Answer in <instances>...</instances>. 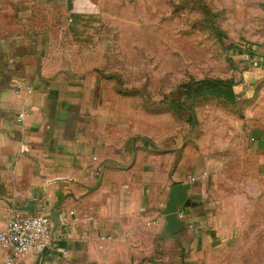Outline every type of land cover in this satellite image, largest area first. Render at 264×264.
<instances>
[{
    "label": "crops",
    "instance_id": "0c3cea01",
    "mask_svg": "<svg viewBox=\"0 0 264 264\" xmlns=\"http://www.w3.org/2000/svg\"><path fill=\"white\" fill-rule=\"evenodd\" d=\"M13 3L0 25V228L12 209L55 213L58 225L49 247L9 263L0 249V264H197L230 231L217 161L200 144L142 137L97 61L103 47L74 42L69 15L50 20L33 0L17 2L14 26ZM249 50L264 55V45ZM236 64L242 95L264 87V59ZM176 183L195 205L178 207L174 237L161 212Z\"/></svg>",
    "mask_w": 264,
    "mask_h": 264
},
{
    "label": "rangeland",
    "instance_id": "374dc122",
    "mask_svg": "<svg viewBox=\"0 0 264 264\" xmlns=\"http://www.w3.org/2000/svg\"><path fill=\"white\" fill-rule=\"evenodd\" d=\"M25 1L14 0V26ZM33 1L50 20L67 13L74 42L103 47L97 61L124 97L127 125L145 138L203 145L217 161L230 231L197 264H264V87L242 95L236 64L242 49L264 45V0ZM6 10L0 0V25L11 24ZM206 79L233 83L234 97L190 100L186 86Z\"/></svg>",
    "mask_w": 264,
    "mask_h": 264
},
{
    "label": "built area",
    "instance_id": "2783aa9c",
    "mask_svg": "<svg viewBox=\"0 0 264 264\" xmlns=\"http://www.w3.org/2000/svg\"><path fill=\"white\" fill-rule=\"evenodd\" d=\"M241 63L250 68L259 66L264 59V55L249 49H242L240 52ZM17 90L22 89L18 84ZM26 91H30V87H24ZM22 113H18L20 119ZM206 172L189 176L190 181H196L201 176H205ZM52 218L44 212L35 214H21L20 211L12 209L9 213L4 227L0 228V249H10L11 260L19 259L22 255L30 252H39L49 247L51 241Z\"/></svg>",
    "mask_w": 264,
    "mask_h": 264
},
{
    "label": "water",
    "instance_id": "95a60500",
    "mask_svg": "<svg viewBox=\"0 0 264 264\" xmlns=\"http://www.w3.org/2000/svg\"><path fill=\"white\" fill-rule=\"evenodd\" d=\"M67 7L69 9L71 8L70 2H68ZM188 187V184L176 183L172 185L169 190L167 202L161 212L166 221L165 230L163 231L165 234L170 233L172 236L176 237V233L183 229V222L178 216L179 206L195 205L186 194ZM51 216L53 219L52 230H55L58 225V217L55 213H51Z\"/></svg>",
    "mask_w": 264,
    "mask_h": 264
},
{
    "label": "trees",
    "instance_id": "16d2710c",
    "mask_svg": "<svg viewBox=\"0 0 264 264\" xmlns=\"http://www.w3.org/2000/svg\"><path fill=\"white\" fill-rule=\"evenodd\" d=\"M220 83L227 85V89H224ZM233 83L228 81H220V80H210L206 79L204 81H199L194 84H189L186 86V93L190 100H196L200 96L208 95V94H215L221 95L225 94L230 98L234 97V91L231 87Z\"/></svg>",
    "mask_w": 264,
    "mask_h": 264
}]
</instances>
